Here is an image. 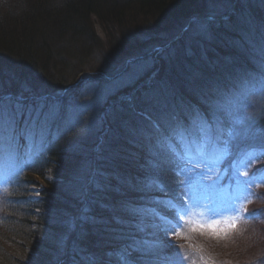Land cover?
<instances>
[{
    "label": "trees",
    "instance_id": "1",
    "mask_svg": "<svg viewBox=\"0 0 264 264\" xmlns=\"http://www.w3.org/2000/svg\"><path fill=\"white\" fill-rule=\"evenodd\" d=\"M28 1L31 0H13V5L16 11L20 8L17 13H23V18L27 12L35 17L27 21L34 24L30 35L36 36L32 39L39 43L32 45L31 39L26 37L20 39V45L15 44L16 48L10 45L12 49L8 51L3 49L4 43H0V93L62 94L75 73L59 71L57 76L45 73V67L58 63L63 56L66 62V58L70 61L77 55H80L78 65H81L83 55L92 53L90 48L104 45L97 34V25L105 37L111 36L108 25L113 21L108 23L106 19L111 11L108 14L101 11L109 1L113 6L131 5L127 8L130 10L128 18L138 12L150 21L152 15L157 14L154 19L164 17L166 22L171 20L182 29L193 18L221 16L218 4L226 8L227 13L236 0H52L58 8L53 12L58 15L48 20L40 18V11L28 7ZM33 2L36 7L47 6L43 0ZM133 6L137 7L134 11ZM238 7L228 23L212 22L203 36L188 38L186 35L173 46L175 54L157 66L160 71L152 87L158 92L143 88L138 100L117 109L109 116L107 127L105 124L95 129V135L86 139L84 136L90 132L87 124L91 125L93 119L88 117L83 127L67 130L69 133L51 149L36 173L41 175L39 173L50 164L56 169L60 167L58 174L62 182L43 179L45 199L37 206L42 212L40 222L32 224L25 218L15 220L23 227L29 226L25 232L30 238L37 232L33 264H121L119 249L124 246L134 252L133 264H172L174 249L169 248V238L160 224L161 217L167 213L164 201H169L179 181L171 166L174 154L169 149L168 138L178 124L186 127L191 123L197 112L201 115L202 110L214 112L209 106L217 105L235 81L242 76L244 79L257 77L262 69L253 51L264 45V0H241ZM0 18L3 17L0 15ZM136 19L143 25L148 24ZM42 21L46 24L42 25ZM255 21L261 22V26ZM49 26L55 28L50 29V33H60L52 45L53 50L44 45L46 33L40 32ZM130 30L131 26L121 27L118 36L123 37ZM26 41L29 43L25 44ZM8 54L13 59L3 61L1 56ZM103 65L107 68L98 70L99 73L113 75L114 69L107 66L109 63ZM30 75H33L31 80ZM161 99L167 104L161 103ZM66 127L61 124L56 128L65 130ZM36 182L31 174L26 175L20 188L21 201H27L28 186ZM28 206L25 211L34 207L31 203ZM31 229L36 231L28 234ZM59 233L63 234L62 239ZM258 236L255 230L254 237ZM239 243L231 247L210 244L206 249L210 253L220 255L219 250L222 255H228ZM259 254L264 255V248ZM227 260L240 262L242 259Z\"/></svg>",
    "mask_w": 264,
    "mask_h": 264
},
{
    "label": "rangeland",
    "instance_id": "2",
    "mask_svg": "<svg viewBox=\"0 0 264 264\" xmlns=\"http://www.w3.org/2000/svg\"><path fill=\"white\" fill-rule=\"evenodd\" d=\"M43 1L45 2L44 4L47 6L40 4L39 7H36L34 5L33 0H31L30 2L28 1L27 6L30 8L36 9L38 12L40 11L41 16L38 15L40 16V18L42 17L43 19H47V20L49 18H56L58 14L57 12L55 13L53 11H55V9H58V8H56L55 4L51 2L52 0H49V1L43 0ZM122 5L123 6L121 5L113 6L111 5L109 1V4L107 6H102L101 11H104L103 14L104 13L108 14V12L111 11V14L106 18L108 19V23H111L113 21L111 24L108 25L110 31H112V34H110L111 35L110 37H105V33L103 32L101 27L97 25V30H98L97 34L104 44L102 45L103 49L102 47H99V48L94 47L92 49L90 48V51H92V53L90 54V56L86 55V57H84L85 54L83 55V58H81L80 60V62L82 63L81 65H78V62H79L78 58L80 57V55L73 57V59L71 57L70 61H67L68 59L66 58V62H65V57L64 56L61 57L60 55L59 57L61 58L58 63L56 62V64L54 65L47 64L44 70L45 73H48V74L52 73L53 75H57V76L59 75L58 74L59 71L60 72L63 71L69 74L75 73L74 78L69 80V82L70 81L72 82L67 87L68 91L66 93L70 98H72L75 94H77L75 95V97H73L75 104H79L80 100H82L83 103L87 102L91 106L92 105L95 106V104L98 102L96 104L97 109L95 110L96 115L94 114L95 116H93L94 120H92L91 125L89 124L90 132L88 131L86 133V136H84L86 139L89 138L90 136H94L96 133L95 129H98L99 127H101V124L103 123L102 121L103 117L101 120V116L103 115V110L105 109L106 104L108 103V98L106 99L107 102L106 103L104 102L103 105H101L102 103H99L101 100H98V95L100 93L103 92L104 96H107V97H109L108 96L109 94L110 95L116 94L117 96L114 95L115 97L114 99L116 101L117 100L119 101L127 100V97L125 96V94L126 95L131 94L133 96V97L131 96L132 97L131 100L136 101L142 96L140 94L143 93L144 91H142L140 94H139V91L144 87H147L146 90L148 92H152V93L158 92L152 87V84L155 83V81L157 80V77L160 71L159 69H157V66L160 65L161 61L166 59V57L169 58V55H171L172 53L175 54V51H176L175 49H173L174 47L173 46L170 47L169 44H172L174 42L176 43L180 35L182 37H185L187 35L188 38L203 36L204 34H206L207 29H208L207 26L209 23L198 21L195 23L196 24L195 26H192L189 29V31L183 32L184 28L180 29V27L177 25H174L171 20L169 22H166L164 17L161 19V17L159 16H157V18L154 19L157 14H153L152 18L149 19L150 21H147L149 17L147 19H143L142 18L143 15L141 14L142 15L141 16L140 13L136 12L137 14L135 16L136 18H140L143 21L148 22L147 25H143L142 21H135L137 19L131 14L129 15V18H128L127 14H129L130 10L128 9L129 10L128 11L127 8L132 7L131 5H127L125 7H124V4ZM135 8L133 6L132 10L134 11ZM19 9L16 11V8L13 5V0H10V1L8 0L6 2L4 0L0 1V15L3 17V18H0V36H1L0 43L1 42L4 43L5 46L3 44L2 45L5 51H8V49H12L10 45L11 46L14 45V47L16 43L20 45V39H23L26 37L27 38L29 37L31 39L32 45L35 44L36 42L39 43L37 39L35 40L32 39V38H36V36L33 37L34 36L33 34L30 35V29L33 30L35 28L33 26L34 24L27 21L28 19H34L35 17L29 16L27 12L23 18V15H22L23 13L22 14L17 13ZM217 9L219 10V12H221L220 13L221 15L224 14L226 10V8L223 9V7H220L219 4L217 6ZM12 17H15V18H12ZM40 18L38 17L39 20ZM35 22H38V21H35ZM43 23L44 21H42V25ZM130 26L132 27V30H130V32L127 31L124 33L127 35L123 37L118 36L121 30V27L130 28ZM50 29H55V28L54 27L50 28V26L44 27L41 29L40 32L42 34L46 33L44 42L46 41L47 42L44 45L47 44V46L51 47V50H53L52 45L53 43H55L56 40L59 39L60 33L58 31L53 32L54 34L50 33L49 32ZM43 30H47V31L43 32ZM4 32L8 33V35H5ZM258 32L262 33L261 29H259ZM185 41H187V39ZM41 42H42V39H41ZM28 43L29 41H26L25 44H28ZM188 46L189 44L186 45V47ZM97 50H99V52ZM56 53L57 52H55L54 54L56 55ZM254 53L256 54V56H260L261 58H263L264 49L261 51L254 52ZM54 56L52 58H54ZM1 58L3 59V61L7 59H13V57L10 56L9 54L6 56H1ZM74 59H76L77 61ZM103 63H109V65L107 66L110 68L112 67L114 69L113 76L121 72V70H123L124 67L126 70L124 73L122 72L120 75H116L115 78L113 79L110 78V82L106 84L105 86L99 84L101 89L98 90V86L97 84H95V82L97 83L99 82L97 80H93L92 78L94 77V79L99 80V75H102V72L100 71L99 73L98 70L104 71L107 68L106 66L103 65ZM89 66L92 67V69L90 68V71H88ZM13 68L17 69V67H14V66ZM29 73L31 72H28V74ZM22 74H23V71H22ZM32 77L33 75H30V80ZM87 77L88 78L91 77L89 78V80L90 79L91 80L88 81ZM149 82H152V83L150 84ZM247 82L252 83V84L259 83V81L254 82V80L247 81ZM30 83L34 84L33 81H31ZM7 84H9V82H7ZM74 87L79 90V93H76L77 90H72V88ZM248 88L249 87L247 84L237 86V88H235V90L233 91L232 95L228 99L225 100V103L229 100L232 101V103H227V105L229 106L231 110L234 109L236 101L237 102L241 101L245 93H251V90L253 89H248ZM105 94H108V95H105ZM131 97H128V98H131ZM111 103L112 102H110V104ZM122 107L123 106L121 104V108ZM259 109L261 112H256L254 115L256 117V122L259 126V131L257 135L254 136L253 141L260 143V145L264 146V110H263L264 100H262L259 103ZM105 113H109V111L106 110ZM239 117L242 119L241 115ZM251 122H252V118L249 121V124L247 122H244L243 124H248V127L250 129V127L254 125ZM106 123H107V120H106ZM257 124L255 123V125ZM82 127H81V130H82ZM237 145H238V142H237ZM52 170H53V173H51V175H55V173L56 175L53 176L52 179L50 178L51 181L62 182L58 174L60 167L58 169L53 168ZM17 172L18 173L20 172L19 168L17 169ZM235 176H238V174L236 173ZM244 177L246 176L239 175V178L244 179ZM22 182H23V179L22 177H20L17 181H14L11 184L9 183V186L8 185L6 186L7 191H9L8 196H11L14 199L11 203L6 204L7 211L5 212L4 215L6 217L9 216L8 218L10 219L6 221L5 223L6 225L4 224L0 228V264H33L36 258V252H35L36 247L35 246L33 247V244H35V240L38 238L36 236L37 232L34 235L36 238L35 237L30 238V235H27L25 232V229H28L29 226L23 227L24 225L22 226V224L15 222V220L18 218H25V219H28V221H31L32 215L33 217L34 215L35 216L37 215V219L35 222H40L41 220V217L39 216L41 213H38V210L35 209L36 207L30 206V211L29 210L27 211V209L29 208L28 199H26L27 201H21L22 191L20 189L21 188L20 185L22 184ZM204 183L207 185L206 182ZM1 185L2 186L4 185L3 179L0 180V186ZM42 185L44 186L45 184H42ZM244 185L247 187V189L249 188V186L247 185L245 181H244ZM259 185H263V184H259ZM237 190H238L237 191L238 195L236 196L240 198V202L238 203L237 206L240 207L241 203L243 204L241 195L244 194L245 191H244V187H237ZM33 193L35 194L36 192H33ZM208 193L210 192H208L207 190H204L201 193V205L214 204L218 208H223L226 204H228L227 196L224 197L226 192L219 193V194H216L217 192H214L213 194H208ZM263 195L264 194H261V193L260 195H258V203L260 202L261 196ZM35 196H36V199L38 198L37 200L39 201L42 198L41 194L38 196L36 194ZM18 199L20 201H17ZM185 201L188 203H191V201L187 197L185 198V200H182L183 203ZM25 208H27L26 211H25ZM204 210L205 209L203 207L194 209V211H197V212L204 211ZM242 210H243V206L240 207L239 216H240V213H242ZM25 214H27V216L29 217L28 218L25 216L21 217ZM217 219H220V217H217ZM33 221H34V218H33ZM258 221L260 222L264 221V217H260ZM11 222L12 224H10ZM7 225H9L8 228H5ZM257 227H258V222L256 221L251 226H249L246 230H244V233H243V235L245 236L244 239L240 241V243L237 245V248H235V250L231 254L222 255V253L218 250L220 255L214 252L210 253V255H216L219 258L224 257L227 259H230V258L237 259V260L242 259L240 262H237V261L229 262V263L234 262L236 264H245L247 263L246 261H249L250 263H255L258 259H264V257L259 258V255L262 256V254H259V253L261 249L264 248V239L262 238V235H264V226H260L258 228ZM255 230L260 236L254 237ZM33 231H36V230L31 229L28 232V234L31 232L33 233ZM248 231L252 232L253 235H249ZM205 238H206L205 236H202L199 240H196L193 244L192 251L194 252L201 251L202 253H204V250H202V248L204 246V249H205L207 245V243L205 242ZM255 252L257 253L255 254ZM255 255H258V258L255 257ZM224 258H222L223 261L225 260ZM14 260H16L15 263H14Z\"/></svg>",
    "mask_w": 264,
    "mask_h": 264
},
{
    "label": "snow or ice",
    "instance_id": "3",
    "mask_svg": "<svg viewBox=\"0 0 264 264\" xmlns=\"http://www.w3.org/2000/svg\"><path fill=\"white\" fill-rule=\"evenodd\" d=\"M5 99H7V103H5ZM209 107L213 109L223 108L221 105H210ZM32 111L37 112L36 123H39L42 109L35 102L29 108L25 105L23 96L17 97L14 101L11 97H0V155L13 149L11 141L15 137L18 122L25 119L26 112L28 118L31 119ZM243 123L242 119H238L232 122L231 127L225 128L223 121L219 118L214 123H209L207 118L197 112L189 126L185 127L178 124L173 129L171 137L168 138L169 149L180 162L178 167L183 165L180 170L184 171L185 179L178 181V183L187 189L182 191L178 200H185L187 197L191 203L185 201L180 207L171 205L172 217H161L166 225L164 229L166 234L171 233L187 239L188 237L183 232L178 231L184 225H187L192 232H207L216 236H226L231 229L235 228L236 222L240 218V207H242V203L240 207L237 206L240 198L237 197L236 200L226 204L223 208H218L214 204L201 205V193L212 187V185L204 183L212 180V176L209 174L212 171L211 166L221 162L228 153V145L240 135L236 125ZM171 140H175L180 145L182 152L177 150L176 145L172 144ZM218 144H222L223 149L219 148ZM257 155H264V148L260 149L259 152L254 150L246 154L249 158ZM200 165H204V167L201 168ZM246 167L245 160L239 161L237 174L247 176V171H240V168ZM193 172H197V175L193 176ZM201 207L205 210L194 211V209ZM176 255L179 258L178 264H184V261L191 257V254L180 256L179 252ZM121 259L123 264H133L131 259L124 256H121ZM199 259L203 261L204 257L200 256ZM172 264H177V261H173ZM191 264H196V260L192 259Z\"/></svg>",
    "mask_w": 264,
    "mask_h": 264
},
{
    "label": "bare ground",
    "instance_id": "4",
    "mask_svg": "<svg viewBox=\"0 0 264 264\" xmlns=\"http://www.w3.org/2000/svg\"><path fill=\"white\" fill-rule=\"evenodd\" d=\"M227 23H228V21H227ZM255 24H256L257 26H259V24H260V26H261V22H258V23H257V22L255 21ZM232 25L234 26L235 24H232ZM186 93H188V92H186ZM188 97L191 98V97H192L191 94H189ZM161 103H163V104L166 103V104H167V101L164 100V99H161ZM254 119L256 120V117H255V116H253V120H254ZM36 194H37V196H38V193H35V194H34L33 192H29V193H28V197H29L33 202H37V201H38V200H37L38 198L36 199V196H35ZM36 200H37V201H36ZM66 219H67V218H66ZM39 220H40V219H39ZM37 223H38V222H37ZM58 237H59L60 239H62L63 234H60V233H59ZM58 237H57V238H58Z\"/></svg>",
    "mask_w": 264,
    "mask_h": 264
},
{
    "label": "water",
    "instance_id": "5",
    "mask_svg": "<svg viewBox=\"0 0 264 264\" xmlns=\"http://www.w3.org/2000/svg\"><path fill=\"white\" fill-rule=\"evenodd\" d=\"M114 106V104L113 105H111L110 107H113Z\"/></svg>",
    "mask_w": 264,
    "mask_h": 264
}]
</instances>
